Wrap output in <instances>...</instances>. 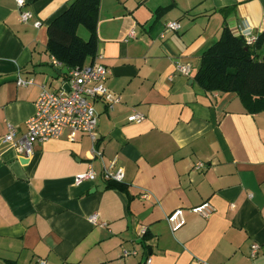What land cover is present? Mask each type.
<instances>
[{
	"label": "crops",
	"instance_id": "obj_1",
	"mask_svg": "<svg viewBox=\"0 0 264 264\" xmlns=\"http://www.w3.org/2000/svg\"><path fill=\"white\" fill-rule=\"evenodd\" d=\"M70 2L26 0L41 23L33 27L14 0H0V264H264V110L194 80L223 26L243 38L264 31V0H100L97 53L118 100L111 109L93 101L94 143L65 130L23 159L4 136L11 125L21 137L39 93L65 83L68 70L46 51L47 25ZM256 55L264 60V44ZM133 111L144 120L128 122ZM112 162L122 189L103 178ZM89 169L96 178L76 185ZM202 204L207 217L192 211ZM176 209L184 223L172 230Z\"/></svg>",
	"mask_w": 264,
	"mask_h": 264
},
{
	"label": "built area",
	"instance_id": "obj_2",
	"mask_svg": "<svg viewBox=\"0 0 264 264\" xmlns=\"http://www.w3.org/2000/svg\"><path fill=\"white\" fill-rule=\"evenodd\" d=\"M19 12V21L21 23L32 22L33 27H39L40 22L34 19L32 13L23 9L26 0H14ZM179 24L177 22H167L165 30L177 31ZM131 30L129 36H133ZM256 36L244 33V39L248 44L256 41ZM102 56L95 54L91 63L71 68L66 73L65 83L59 92H48L42 90L35 101V112L25 121L24 134L16 138L15 129L8 125V131L4 136L6 141H11L16 149L19 157L28 159L32 155L33 145L35 143H43L52 139H59L65 130L69 131L68 139L73 140L76 133L81 132L89 136L92 143L95 141L96 115L93 109V101H102L108 108H112L117 102V97L111 93L105 86L108 70L101 63ZM54 65L60 66L61 63L52 58ZM176 70L183 74H189V66L187 64L177 63ZM18 86H27L32 84V80H23L19 77L16 80ZM68 86V90L65 89ZM128 122H140L144 120V116L133 111L128 117ZM204 165L197 163L195 169H202ZM96 178L95 172L91 169L75 175L74 183L79 185L83 181H92ZM103 178L106 181L118 183L122 179V169L115 165L114 162L104 169ZM192 211L207 217L212 208L208 204L192 208ZM91 222H95L96 216L89 217ZM167 222L172 230L182 226L184 223L182 212L176 209L167 216ZM146 228L141 227L139 231L140 237H144ZM256 245L252 246V255L256 252ZM134 252L123 250L122 255L127 257ZM146 264L151 263V259L147 258ZM38 264H45L40 261ZM199 264H206L200 262Z\"/></svg>",
	"mask_w": 264,
	"mask_h": 264
},
{
	"label": "trees",
	"instance_id": "obj_3",
	"mask_svg": "<svg viewBox=\"0 0 264 264\" xmlns=\"http://www.w3.org/2000/svg\"><path fill=\"white\" fill-rule=\"evenodd\" d=\"M99 4L100 0H71L47 25L46 51L67 70L92 61L97 53ZM79 26L87 31L86 40L77 35ZM261 44L264 31L248 44L223 26L217 41L201 54V67L194 80L208 93H235L250 113L264 110V60L256 55ZM107 187L122 189L111 181Z\"/></svg>",
	"mask_w": 264,
	"mask_h": 264
},
{
	"label": "rangeland",
	"instance_id": "obj_4",
	"mask_svg": "<svg viewBox=\"0 0 264 264\" xmlns=\"http://www.w3.org/2000/svg\"><path fill=\"white\" fill-rule=\"evenodd\" d=\"M79 31L77 32V35L81 37L83 40L87 39V31L83 27H79Z\"/></svg>",
	"mask_w": 264,
	"mask_h": 264
},
{
	"label": "water",
	"instance_id": "obj_5",
	"mask_svg": "<svg viewBox=\"0 0 264 264\" xmlns=\"http://www.w3.org/2000/svg\"><path fill=\"white\" fill-rule=\"evenodd\" d=\"M200 67H201V63H199V65L197 67V71L200 69ZM65 89L68 90V86L67 85H65Z\"/></svg>",
	"mask_w": 264,
	"mask_h": 264
}]
</instances>
